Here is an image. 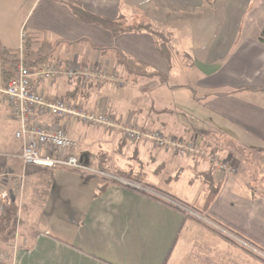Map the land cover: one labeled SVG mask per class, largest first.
<instances>
[{"label": "crops", "instance_id": "0c3cea01", "mask_svg": "<svg viewBox=\"0 0 264 264\" xmlns=\"http://www.w3.org/2000/svg\"><path fill=\"white\" fill-rule=\"evenodd\" d=\"M19 1V11L5 12L0 4V50L17 51L24 33L25 40L36 41L26 56L37 57V71L77 63L124 83L60 77L38 83L45 98L193 142L206 156L226 162L228 170L202 155L180 158L149 141L130 143L115 131L37 112L32 125L64 128L77 142L85 170L24 166L17 158L22 149L15 139L17 123L2 103L7 112L0 104V123L7 116L11 129L1 144V186L23 201L22 239L28 243L14 248L10 264H264L210 230L248 248L218 223L264 250V195L250 186L247 171L253 160L264 175V92L257 90L264 88V44L259 32L242 27L251 0H238L226 23L208 25L195 36L186 24L161 17L191 14L204 0ZM73 4L123 31L114 36L106 26L81 20ZM156 37L166 44V56ZM117 53L131 61V72L116 63ZM39 151L49 159L63 155ZM102 173L142 174L190 205L202 201L211 183L221 187L201 216L131 182L102 181Z\"/></svg>", "mask_w": 264, "mask_h": 264}, {"label": "built area", "instance_id": "2783aa9c", "mask_svg": "<svg viewBox=\"0 0 264 264\" xmlns=\"http://www.w3.org/2000/svg\"><path fill=\"white\" fill-rule=\"evenodd\" d=\"M25 39L26 35L21 33L17 50L18 56L12 69L13 76L8 81H5L4 61L0 59V98L9 107L11 117L17 123L18 129L15 132V139L22 143L21 153L17 155V158L24 166L32 165L48 169L67 168L76 171L85 170L76 156L78 144L69 137L64 128L46 129L32 125L31 117L34 112H37L52 120H71L84 126L100 127L105 130L115 131L130 143L149 141L157 149L164 150L180 158L202 155L209 158L212 163H215L220 171L226 172L228 170L226 162L220 161L213 155L206 156L193 142L186 143L180 139L166 138L160 131H148L134 127L132 123L117 121L107 113L89 112L79 106L70 105L63 100L45 98L38 89V83L55 81L60 77H65L68 81L80 79L100 85L114 83L122 86L123 83L103 69L96 67L82 68L77 63H72L65 69H61L57 64H48L41 67L38 71L32 72L26 63V55L23 50ZM40 147L61 151L63 155L59 159L43 157L39 151ZM101 176L109 181H117L123 185L129 184L123 178L105 173H102ZM4 177L5 175L0 174V213L10 203V195L1 188Z\"/></svg>", "mask_w": 264, "mask_h": 264}, {"label": "rangeland", "instance_id": "374dc122", "mask_svg": "<svg viewBox=\"0 0 264 264\" xmlns=\"http://www.w3.org/2000/svg\"><path fill=\"white\" fill-rule=\"evenodd\" d=\"M204 3L205 4L202 7L193 9V12L191 14L188 15L182 14V16H180L181 14L176 13L177 15L174 17L173 13H171V15H165L164 17L162 16L161 18H163L164 21L165 20L168 21V19H170L171 21H173L172 23H175V25L186 24L190 28V33L195 36L198 33V31H200L201 29H203L208 25L226 23L227 17L225 15H227V12L232 11L233 9L236 10L238 8L237 5L238 0H204ZM0 4L2 10H4L5 12L8 11L9 9L17 8L18 11L19 9H21L19 0H0ZM155 5L157 6L159 4L155 2ZM161 7L164 8L165 5H161L159 9ZM244 9H246V11L244 12L242 27L244 29L249 30L250 32L253 33L259 32L261 34V32L264 30V0H251L250 3L244 6ZM163 12L164 10H162V13ZM4 67H5V62H4ZM5 71H6V67H5ZM2 103L5 104L4 100L0 98V104L3 105ZM7 108L9 109V107ZM7 108L4 107L3 105L4 111L7 112ZM124 122L127 123L130 121H124ZM9 123L10 121L7 118V116L5 117L4 122L0 123V152L4 151V149L1 147V144L3 143L2 141L4 140L5 133L10 131L11 129ZM130 123H132L134 127H138L143 130L158 131V130L144 129L139 127L137 124L133 122ZM163 135L166 138H174V137L166 136L165 134ZM15 151L17 152L18 148ZM258 162L261 164L263 163V161L261 160H259ZM248 165H249V169H247V171L250 174L248 177L250 186L252 187L254 186V184H256L257 194L264 195V188H262L264 187V175H261L260 170L258 171V166L256 165L255 161L250 160ZM242 178L244 180V178H246V175L242 176ZM1 188L4 189L2 186ZM182 188H183L182 185H179L177 188L180 194ZM6 191L10 195L9 197L10 202L11 201L12 202L10 204H7L4 207L2 213H0V264H10L11 262L10 260L14 252V248L28 245V243L25 244L26 241L22 239L24 235L23 231L25 224L24 211L22 208L23 201L19 198L17 192L14 191L15 194H13V191L12 192L8 190ZM198 192L199 191H197V193Z\"/></svg>", "mask_w": 264, "mask_h": 264}, {"label": "trees", "instance_id": "16d2710c", "mask_svg": "<svg viewBox=\"0 0 264 264\" xmlns=\"http://www.w3.org/2000/svg\"><path fill=\"white\" fill-rule=\"evenodd\" d=\"M72 10H73L74 14L77 17H79L81 20L88 21V22H95V23L100 24L102 26H106L108 29L111 30V32L114 36H116L119 31H121V32L123 31L120 28V26L117 25L116 23L102 19V18H99V17H96V16H93L92 14L85 12L83 9H81L78 4H73ZM259 41L264 44V30L261 32V37L259 38ZM35 42L36 41L33 39L25 40V42H23L24 52L28 53L30 51L32 45H34ZM156 44L158 46V50L160 51V53L164 54V56H166L165 53L168 52L167 46L162 41V39L160 37H156ZM17 56H18V52L16 50H4V49L0 50V58L5 62V67H6L5 81H8L13 76L11 69H12V66L17 59ZM130 62L131 61H129V59H127L126 57H124L120 53H117L116 63L118 65H123L127 69V71H129V72H131ZM26 63L32 72H36L38 67L41 65V63L38 62L36 56L31 58V59L27 58V56H26ZM32 67H34V69H32ZM257 90H259L260 92H264V88H260ZM117 177L123 178L128 182L139 185L143 188H147V189L151 190L152 192H155V193L160 194L166 198H169L172 201L179 204L180 206L192 211L195 214L201 215V216H204L207 214V211H208L211 203L214 201V199L218 195L220 187H221L220 183H218V184L211 183L208 186V189L206 190L202 201L201 202L198 201V202H195L194 204L190 205V204L178 199L175 195L165 193V192L159 190L154 185L147 183L145 180V176L142 174L120 173ZM103 180L107 181L106 179H102V181ZM215 224L218 225L223 230H225L228 234H230L235 239L246 244L248 246V248H245V247L239 245L237 242H235L229 238H226V237L220 235L219 233H217L216 231L210 229L211 231L215 232L218 236L223 238L225 241H227V242L231 243L232 245L242 249L243 251H245L249 255L258 259L260 262L264 263V250L263 249H260L259 247H257L256 245H254L253 243H251L247 239L243 238L239 234L233 232L232 230H230V229H228V228H226V227H224L218 223H215Z\"/></svg>", "mask_w": 264, "mask_h": 264}]
</instances>
